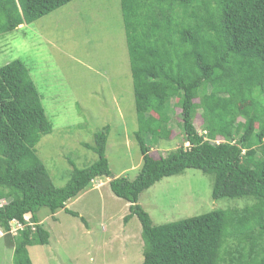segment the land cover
<instances>
[{"label": "trees", "instance_id": "trees-1", "mask_svg": "<svg viewBox=\"0 0 264 264\" xmlns=\"http://www.w3.org/2000/svg\"><path fill=\"white\" fill-rule=\"evenodd\" d=\"M69 1L0 0V35ZM119 4L142 156L133 179L111 174L104 126L93 143H82L96 159L84 167L70 162L69 179L55 186L34 150L52 130L41 95L24 61L0 66V228L8 232L12 220L22 226L11 236L12 263L32 264L27 247L48 242L41 208L78 216L66 201L106 177L111 192L128 202L123 221L135 215L140 222L138 264H264V0ZM175 108L187 145L154 157L151 144L170 136ZM186 168L212 175L213 199L254 201L154 225L139 193Z\"/></svg>", "mask_w": 264, "mask_h": 264}, {"label": "rangeland", "instance_id": "rangeland-1", "mask_svg": "<svg viewBox=\"0 0 264 264\" xmlns=\"http://www.w3.org/2000/svg\"><path fill=\"white\" fill-rule=\"evenodd\" d=\"M119 0H71L43 16L0 35V66L14 58L25 62L36 85L50 133L34 145L55 186H63L72 169L96 155L82 143L107 126L105 155L113 176L133 179L142 162L133 132L137 128L131 75ZM200 111L194 125L202 131ZM170 136L151 144L154 157L186 146L179 109L170 122ZM109 178L100 177L63 210H39L48 242L28 246L32 264H138L142 261L141 226L134 215L126 222L128 202L115 196ZM212 175L195 168L161 178L142 190L137 202L154 225L214 209H240L251 197H211ZM4 200H0L3 203ZM29 220V215H24ZM83 217L84 220H81ZM0 228V264L12 263L11 236L20 227Z\"/></svg>", "mask_w": 264, "mask_h": 264}, {"label": "clouds", "instance_id": "clouds-1", "mask_svg": "<svg viewBox=\"0 0 264 264\" xmlns=\"http://www.w3.org/2000/svg\"><path fill=\"white\" fill-rule=\"evenodd\" d=\"M94 181H92V183H93ZM29 215V220H30V214H28ZM24 219H25V217H24ZM28 223H30V221H28L27 219H25ZM15 221V220H14ZM11 222H13V220L11 221ZM11 222H10V224H11ZM17 222V221H16ZM17 223H19V222H17ZM20 225H21V223H20ZM22 228V226L21 227H19L18 229H21ZM10 229H11V227H10ZM10 229L8 230V232H6V233H10ZM3 231V230H2ZM5 233V232H4ZM13 236V235H12Z\"/></svg>", "mask_w": 264, "mask_h": 264}, {"label": "built area", "instance_id": "built-area-1", "mask_svg": "<svg viewBox=\"0 0 264 264\" xmlns=\"http://www.w3.org/2000/svg\"><path fill=\"white\" fill-rule=\"evenodd\" d=\"M20 227H21V225H20V223H17ZM19 228V227H18Z\"/></svg>", "mask_w": 264, "mask_h": 264}, {"label": "crops", "instance_id": "crops-1", "mask_svg": "<svg viewBox=\"0 0 264 264\" xmlns=\"http://www.w3.org/2000/svg\"><path fill=\"white\" fill-rule=\"evenodd\" d=\"M83 192H84V191H83ZM77 196H78V195H77ZM77 196H76V197H77ZM65 205H66V203H65Z\"/></svg>", "mask_w": 264, "mask_h": 264}]
</instances>
